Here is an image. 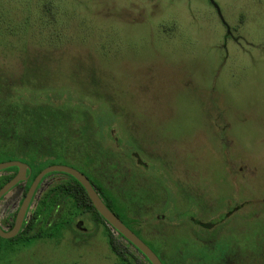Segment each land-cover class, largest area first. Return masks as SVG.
Segmentation results:
<instances>
[{"label": "rangeland", "instance_id": "374dc122", "mask_svg": "<svg viewBox=\"0 0 264 264\" xmlns=\"http://www.w3.org/2000/svg\"><path fill=\"white\" fill-rule=\"evenodd\" d=\"M212 1L219 14L209 0H0V71L25 62L9 90L19 107L54 105L37 110L43 137L23 153L0 144V163L122 174L121 200L152 199L175 221L261 204L264 0ZM98 227L0 253V264H119Z\"/></svg>", "mask_w": 264, "mask_h": 264}, {"label": "flooded vegetation", "instance_id": "af4514ba", "mask_svg": "<svg viewBox=\"0 0 264 264\" xmlns=\"http://www.w3.org/2000/svg\"><path fill=\"white\" fill-rule=\"evenodd\" d=\"M110 133L113 134L114 131H110ZM118 139L115 137L114 140ZM221 143L224 146V142L221 141ZM133 157L138 165L143 166L142 160L136 154ZM228 163L230 164V160ZM26 165L28 166L24 176L26 180H18L0 198V228L6 232H10L14 228L19 210L36 177L48 167L40 168L32 179L34 169L27 162ZM144 167L147 166L144 165ZM92 169L96 173V175L93 173L92 179L85 173L82 172V174L88 179L94 191L104 204L103 197L107 195L118 197L119 206L123 210L119 208L117 215L110 211L156 255L162 264H264V208L262 209L264 199L260 201L261 204L259 205H251L249 200L232 204L225 201L220 206L217 216L216 213L210 214L211 217L208 219L211 221L198 219V211H195V217L188 219V222L182 218L183 212L177 213L178 219L175 221L172 217L167 216L168 214H165L163 206L159 205L160 203L152 199L148 200L149 202H143L139 201L138 197L131 196L132 201L123 203V199L120 198L125 196V193H122V187L128 184V182H124L126 178L123 179L122 174L121 177L117 175L111 178L103 177L97 175L95 167ZM146 170L148 171V168ZM158 172L160 174V169ZM17 178H20V174L15 167L0 171V190L7 184L16 181ZM75 181L72 176L65 173L53 172L45 175L33 191L22 225L16 236L11 239L0 238V253H8L9 251L6 246L8 243L2 240H16L21 236L25 225H27V229L29 228L34 210L36 211L48 193H53L54 190L61 187L70 189L68 193L73 194L74 189L77 188ZM24 182L25 185L23 186ZM76 182L78 183V181ZM245 183L243 186H247V192H250V186ZM78 184L82 187L80 183ZM160 186L163 190V186L161 184ZM169 190L172 191L170 188ZM156 191H160V189ZM171 194L174 196L173 192ZM192 212H194L193 209ZM39 216L42 218L41 214ZM87 216L91 219V213L84 215L75 220L70 229L63 230L62 234H72V237L78 240L77 235L93 236L98 230V226L101 225L104 233L108 229L116 242L131 252L133 259L142 264H150L148 259L127 242L121 234L113 233L103 218V222L91 219L93 228H86L84 221H86ZM78 223L81 225L78 226ZM41 224L42 221L37 226L41 227ZM249 224L254 227L255 237L253 239L246 237L249 232L247 229ZM171 237L173 238L170 241L169 238ZM154 245L157 246V250L153 248Z\"/></svg>", "mask_w": 264, "mask_h": 264}, {"label": "trees", "instance_id": "16d2710c", "mask_svg": "<svg viewBox=\"0 0 264 264\" xmlns=\"http://www.w3.org/2000/svg\"><path fill=\"white\" fill-rule=\"evenodd\" d=\"M27 58L28 57H25V59ZM28 61H30V58ZM21 63L22 68L19 74L12 72L5 76L4 72L0 71V144H2L3 147H5L7 143L15 144L16 148L12 150L16 152H22L25 150L26 144L34 143L32 142L33 139L31 140V137L34 135L38 138L43 137L41 133L44 131H41V129H43L45 123L41 124L43 121L42 116L37 110L42 109V111L51 112L54 108V105L51 106L48 102L46 103V101L41 102L37 107L29 105L26 101L23 102L21 107L18 106L16 99L19 100L22 97H19L16 93L13 94L9 89H11L10 87H12V89L18 87L21 84V75L25 71L23 68L25 63L24 58L21 59ZM61 103L58 104V106H60ZM47 131L51 132V130ZM110 134L109 130V137ZM39 170L40 169L36 171V169H34V173L31 176L32 179ZM75 184L77 188L74 189L73 194L68 193L70 189L67 190L61 187L54 190L53 193H48L43 198V202L39 204L36 211L34 210L29 228L27 229V225H25L21 232V236L16 240H2L8 243V249L11 253L16 249L20 250V248L29 247L32 243L39 240H59L63 230L70 229L75 220L82 218L88 213H91V219L103 222L102 217L93 207L84 189L76 181ZM103 198L105 205L117 215L119 213L118 209L120 208L118 197L107 195ZM123 203H125L124 199ZM120 210L123 209L120 208ZM39 214L42 215V218H40ZM41 221V227L37 226ZM105 233L108 245L112 253L116 256L119 264H142L140 261L137 262L133 259L129 250L116 242L108 229H106Z\"/></svg>", "mask_w": 264, "mask_h": 264}, {"label": "water", "instance_id": "95a60500", "mask_svg": "<svg viewBox=\"0 0 264 264\" xmlns=\"http://www.w3.org/2000/svg\"><path fill=\"white\" fill-rule=\"evenodd\" d=\"M211 4L215 7L219 14V10L215 3L210 0ZM222 19V18H221ZM223 21V19H222ZM224 23V21H223ZM17 168L19 170L20 178H17L16 181H13L9 184H7L5 187H3L0 190V198L18 181V180H26L25 173L28 169V166L26 164L20 163L18 161H10V162H4L0 163V171L6 170L9 168ZM65 173L67 175L72 176L78 183L82 185V187L85 189L87 196L89 200L91 201L93 207L98 212V214L104 219V221L109 226L110 230L115 234H121L122 237L129 242L135 249L139 250L143 256H145L150 264H162L160 260L156 257V255L140 240L138 239L128 228H126L122 222L110 211V209L103 203V201L100 199V197L97 195V193L94 191L93 187L89 183L88 179L80 172L69 168L65 166H50L44 169L42 172L39 173V175L36 177L35 181L33 182L29 193L27 194L25 200L23 201V204L19 210V213L17 215L15 226L10 232L3 231L0 228V238L2 239H11L16 236L18 233L22 222L24 215L26 213L27 207L30 203L31 197L33 195V191L35 190L36 186L40 182V180L49 173ZM25 185V182L22 184ZM81 223H78V226H80Z\"/></svg>", "mask_w": 264, "mask_h": 264}]
</instances>
